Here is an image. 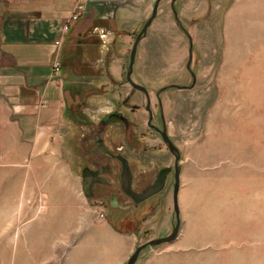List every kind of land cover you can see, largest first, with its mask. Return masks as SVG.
Returning <instances> with one entry per match:
<instances>
[{"label":"rangeland","instance_id":"obj_1","mask_svg":"<svg viewBox=\"0 0 264 264\" xmlns=\"http://www.w3.org/2000/svg\"><path fill=\"white\" fill-rule=\"evenodd\" d=\"M155 1L113 4L140 17L119 34L130 37L125 54L115 51L125 58V76ZM89 2L79 0L85 7L79 21ZM175 9L191 41L170 0H161L132 78L149 91L153 112H162L181 153L180 230L172 242L145 249L135 264H264V0H178ZM97 64L79 61V109L68 115L63 142L35 145V133L19 129L0 97V264H127L138 246L167 237L176 225L173 175L139 207L114 176H106L114 188L96 186V197L83 189L81 169L97 155L82 140H91L108 111L143 123L146 139L137 136L139 153L130 159L134 191L147 188L159 166L174 165L165 144L149 139L145 97L128 83L91 84L106 74ZM112 90L119 96L107 95ZM101 130L109 149L124 146L126 135Z\"/></svg>","mask_w":264,"mask_h":264},{"label":"crops","instance_id":"obj_2","mask_svg":"<svg viewBox=\"0 0 264 264\" xmlns=\"http://www.w3.org/2000/svg\"><path fill=\"white\" fill-rule=\"evenodd\" d=\"M116 2L90 0L85 16L63 34L79 0H0V97L19 129L35 133V145L57 142L58 137L64 141L68 115L79 109V61H97L94 69H106L91 81L98 88L127 86L125 58L115 51H128L130 37L119 34L133 30L136 23L129 20L140 17L129 9L117 10ZM55 61L61 65L57 77ZM118 94L112 90L107 95Z\"/></svg>","mask_w":264,"mask_h":264},{"label":"flooded vegetation","instance_id":"obj_3","mask_svg":"<svg viewBox=\"0 0 264 264\" xmlns=\"http://www.w3.org/2000/svg\"><path fill=\"white\" fill-rule=\"evenodd\" d=\"M137 92L139 94L143 95L146 99L144 109L148 112V119L145 123V126L150 132L153 133V135H150L149 139H151L152 141H155V139L158 138L161 142L164 143L163 138H162L161 133H160L163 130V128L165 127L162 112L160 110L156 113L153 112V109L151 108V98H150L149 91L147 93H145V92L137 90ZM159 95H160V93H157V95H156L157 98L159 97ZM149 109H150V111H149ZM141 126H143V123H136V122L130 123L128 118L121 111L112 110V111H109L106 114H104L98 120V123H97L98 130H96L94 132L91 140H89V137H87V136L83 137V140H82L83 144H86L88 142L91 143L90 149H91L94 156L97 155V156H95V159L92 161L91 166L86 165L81 169L83 187L86 186V188H88V191H89L88 196L96 197V195H95V187L96 186L102 187L104 189H111L113 187L112 182L108 181V179L106 178L107 175L114 176L118 180L120 191L123 192L122 188H121V182H120V178H121V174H122V168H123L122 160H125L127 162V164L129 165L132 176H133V183H134V174H133V168H132L130 159L132 156L134 157V155L136 153H139L135 149V146L138 145V143H137L138 140L140 138H143V139L145 138L144 137L145 132L141 131V128H142ZM107 127H113L114 131L117 134L119 133V135H121V134L126 135V140L124 141V146H121V147L116 148L114 150L109 149L106 146L104 138H103V131L101 129H104ZM137 136L139 137V139H137ZM165 146H166V144H165ZM166 148L168 149L167 146H166ZM168 151H169V149H168ZM169 153L172 155V153L170 151H169ZM142 154H144V153H142ZM144 155H145V157H144V160H145L144 163H145V162H147V160L145 158H148V155H146V153ZM100 158H103L106 160H111V161L116 163V166L112 167L110 164H107V163L101 164L99 162ZM164 168H171V171L169 172L168 177L170 175H173V177L175 176V169H174V165H173V167H170V166L160 167L159 166V168L157 170L156 177L158 176L159 171L161 169H164ZM154 180L152 181V183L154 182ZM167 180H168V178H167ZM132 188H133V184H132ZM147 188H145L144 190H146ZM133 191H134V189H133ZM143 191H139V192L134 191V192L140 193ZM123 194L128 199H130L132 201V199L129 198L124 192H123ZM108 199H109V202L112 204L116 201L115 196H110V197H108ZM143 203H141V204H143ZM141 204L136 205L133 202L134 206L139 207Z\"/></svg>","mask_w":264,"mask_h":264},{"label":"water","instance_id":"obj_4","mask_svg":"<svg viewBox=\"0 0 264 264\" xmlns=\"http://www.w3.org/2000/svg\"><path fill=\"white\" fill-rule=\"evenodd\" d=\"M177 1L178 0H170L171 8L173 10L175 21L179 24L182 31L185 33V35H187V37L191 41V38H190L189 34L187 33V31L183 28V26L180 25V21H179L178 16H177V11L175 9V3ZM160 2H161V0L155 1L151 16L146 21L142 31L139 33V35L135 39V42H134V45H133V48H132V51L130 54V62H129V66H128L127 74H126V79H127L128 83L131 85V87L134 88L135 90H139V91H142L145 93L148 92L147 89L144 86H141V85L135 83L132 79V74L134 71V64H135V60H136V54H137V49H138L139 43L146 36L149 27L151 26V24L153 23V21L157 17ZM191 53H192V42H190V60H191ZM188 69H190V62L188 63ZM192 76H193V80H194L195 76L193 73H192ZM172 88H181L182 89L185 87H179L176 85H172ZM149 111H150V109H149ZM160 133H161V136L163 138L164 143L166 144L169 151L174 156V169H175L174 181H175V183H174V191H173V200H174L175 214L177 217L176 225L174 226L172 233L170 235H168L167 237L153 239V240L146 242L145 244L138 246L136 248L134 254L129 258L127 264H135L137 262L138 258L140 257L141 253L149 247H157V246H160L162 244L172 242L173 240H175L177 238L179 230H180L179 209H178V201L177 200H178V191H179V185H180L181 167H180L179 163L181 161V153L179 151V148L170 139L165 127L163 128V130ZM122 163H123V168H122V174H121V178H120L121 188H122V191L129 198H131L132 201L136 205H139V204L155 197L156 195L160 194L164 190L169 172L171 171V168L161 169L158 173V176L155 178L154 182L146 190H144L143 192H140V193H135L133 191V188H132L133 176H132L130 167L125 160H122ZM83 189H84L86 195L88 196L89 195L88 188H86V186H85V187H83Z\"/></svg>","mask_w":264,"mask_h":264},{"label":"built area","instance_id":"obj_5","mask_svg":"<svg viewBox=\"0 0 264 264\" xmlns=\"http://www.w3.org/2000/svg\"><path fill=\"white\" fill-rule=\"evenodd\" d=\"M85 11V7L82 3H78L77 6L75 7V10L71 14L70 18L68 21L65 23V25L62 28V33L65 34L70 30V27L79 21V18L81 14ZM56 45H60V37L56 40L55 42ZM61 71V65L58 61H55L53 64V75L57 77L60 74Z\"/></svg>","mask_w":264,"mask_h":264}]
</instances>
